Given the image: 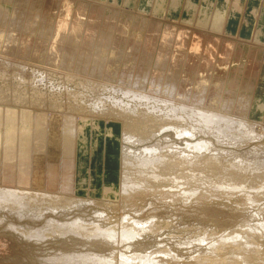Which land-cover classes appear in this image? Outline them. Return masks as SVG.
<instances>
[{"label": "bare ground", "instance_id": "obj_1", "mask_svg": "<svg viewBox=\"0 0 264 264\" xmlns=\"http://www.w3.org/2000/svg\"><path fill=\"white\" fill-rule=\"evenodd\" d=\"M58 1L65 14L79 4L69 34L61 30L69 73L51 96L37 92L39 81L48 86L50 70L37 73L30 99L36 110L58 112L36 116L0 106L2 238L32 253L43 242L59 246L40 264H264V0H124L123 8L121 0ZM5 2L14 8L1 18L0 32L20 45L3 60L11 65L21 52L20 62L31 63L33 35L58 36L56 0H0V10ZM130 6L151 9L149 18L124 16ZM179 15L223 58L231 42H241L237 50L249 58L246 69L235 68L241 81L209 87L227 64L210 55L212 64L200 59L198 74L165 78L168 66L155 47L172 37L168 27ZM122 17L131 18L129 31H144L149 41L136 49L131 68L127 40L113 56ZM214 71L220 74L214 82L201 79ZM219 201L237 206L220 213L222 219L242 222L230 230L186 226L168 212L181 209L185 216L182 210L196 208L190 215L216 218L212 204L228 207Z\"/></svg>", "mask_w": 264, "mask_h": 264}, {"label": "rangeland", "instance_id": "obj_2", "mask_svg": "<svg viewBox=\"0 0 264 264\" xmlns=\"http://www.w3.org/2000/svg\"><path fill=\"white\" fill-rule=\"evenodd\" d=\"M76 1L82 2L83 0H76ZM95 1L96 0H91V3H94ZM103 2L108 3V0L103 1ZM103 2H101V3H103ZM56 3H57L58 7H57L55 15H56V18L59 20V23H58L59 31L57 32L58 36L56 38H54L53 36H51L50 34L45 33V32H44V34H40V35L34 34L33 36L37 37L38 46H37V50L30 57L29 61H31V63L27 62L25 64L24 63L25 61L23 63L20 62V60H23V59H20V58H22V56L20 55L21 52H20V54H18L19 58L13 57L14 59H17V61H15L13 59V62H14L13 64L11 63V65H10L8 63V61H4L6 58L2 57V56L7 57L9 52H10V49H16L20 45V42L17 41L16 39L12 40V41H5V39L3 37V36H5L4 33L0 32V57H1L0 63H2L4 65L3 66L2 64H0V106H1V108H3L2 106L8 107V105H9V107L12 106L15 109L17 108V110L26 109V110H29L31 112L32 111L34 112L36 110V108L39 109L38 106L34 107L32 105L31 100H30L32 98V94H34V95L36 94L34 92L36 90L35 85L34 86L31 85L32 84L31 82H32V80H34L35 75L37 73L43 74L46 71L47 72L49 70L51 71V72L49 71L47 73L49 76V80H50V81H47L49 87L48 86L46 87L44 82L40 83V81L38 82V80H37L38 86H41V88L38 87L39 90L37 92L43 90L40 93H43L46 96V93H47V95H50V94L52 95L53 91H58L59 88H57L56 86L60 85L63 82L62 77L65 74L69 73L68 71H65L64 68L62 67V60H63V56H64V53H63L64 51L60 47V45L64 44V40L67 41V39H68V37L66 39L62 38V33H63L62 31H66L65 33L69 34L68 31H70L69 28L71 27L69 21H71L73 18H75V14H76V11L78 9L77 7L79 6V4L75 3L74 6H71V10L67 14H65L64 13L65 9L62 8V1L56 0ZM124 3H125L124 0L120 1L119 4L121 5L120 6L121 8H123L122 6L124 5ZM2 6H4L5 10H0V13H1L0 14V21H1V18L3 17V15H5V18L7 16L12 15L13 14V8H14L13 5L11 7V4H8L6 2L3 3ZM128 7L124 8L125 12L122 13L123 15L124 14H126V16L136 15V13L138 12V13H141L143 18L148 19L149 15H150L149 13H151V9L147 13H142L139 11L138 7H136V6L135 7L130 6V8H128ZM199 17L200 16L197 17V21H198ZM130 20H131V18L126 19L125 17H122L120 29L119 30L117 29L118 31L115 32V35L118 37L119 42L117 43V45L114 49V52H113V56H115L117 58L120 51H121L120 50V44H124L123 42L125 40H127L130 43V45L128 46V56H130L129 52L132 51L134 54V57H133V62L131 64H127L126 68L134 67V65L137 66V50L136 49L139 47L145 48L147 46V42H149L148 40H147V42L145 40V35H144L145 33L143 34L144 31H139V30L135 31V29L133 30L132 26H131V30L129 31L128 26L130 25L129 24ZM197 21H196V24H197ZM178 26H180V27L184 26V28L186 30H183V31L179 30V28H177ZM196 27L197 26H195V30H198V29H196ZM121 28H123L122 31H121ZM168 30H169L168 33L169 34L171 33L172 37H169L165 46L164 45L159 46V44H158L155 47L159 56H161V57L164 56V59L166 61L164 66H168V68L165 72V78L166 77L170 78L172 76L183 77L184 73L188 74L190 71L191 72L194 71V73H195L196 70H197L196 72L198 74L199 67H200V59H202L203 62H207L208 64H212V61L207 59L208 55H210L212 57V59H214V63H217L218 59H219V61L227 62V64H225V66H226L224 69L225 71L223 72L222 75L218 74L217 71H214V74L211 72L209 74L204 73V72L201 73V75H202L201 79L202 80L204 79V82H206V79L208 81L214 82V79H212L213 77H215L217 75L221 76L220 80L217 84H215L213 86H209V87H218L221 89H225L226 83L232 84L234 78H236L235 79L236 81H238L240 79V74L235 72V68L242 65V68L246 69L245 68L247 66L246 63H247L249 58L245 57L244 54H242L240 56L241 52L237 50V47L238 48L240 47L241 42H237V44H235L236 41L234 43L231 42V44H232L231 52H230V54L228 53V55L224 56V58H223L222 54H220V50H221L220 48L217 49V48L211 46L209 49H207L206 44H205V40L201 41L200 35L199 36L196 34L193 35L192 31L194 30V28L189 27L188 23H183V20L181 19V15H179L175 19H172V24H170V26L168 27ZM189 36H193V37H195V39L193 37H191L189 39ZM249 38H252V37H249ZM219 41H221L220 38H219ZM248 41H249V39H248ZM251 43H252V41H251ZM41 44H44V45H41ZM158 46H159V51H158ZM239 50H240V48H239ZM239 56H240V59H239ZM191 57H194L197 62L196 61L192 62ZM11 59H12V57H11ZM49 59L51 60V63H54V64H43V63H45V61H48ZM161 61L164 62L163 59H161ZM130 62H131V59H129L128 63H130ZM17 64H18V66L24 64L27 67L21 68L19 66V68H18ZM34 65H36V66H34ZM119 65H120L119 62L117 64H113V66H114L113 67L114 70L112 72L113 73V81H115V79H116L117 73L115 71L118 70L117 68H119ZM5 66H7V67H5ZM11 66H13V67H11ZM139 66L143 67V65H141V64ZM33 68H34V71H32ZM19 69H20V71H19ZM3 70H5V71L3 72ZM7 70H9V71H7ZM43 70H45V71H43ZM222 71L223 70H220V72H222ZM13 72H15V73H13ZM16 72H18V73H16ZM49 73H51V74H49ZM16 75H18V76L16 77ZM185 77H186V79L188 78V80L190 82L192 81L191 79L194 78L193 76H190V75L189 76L186 75ZM15 78H17V79H15ZM241 80H239V81H241ZM20 81H22V82H20ZM25 82H28V83H25ZM23 84H25V85H23ZM72 85L75 86L74 83ZM197 88L203 89V86L201 84H199L197 86ZM239 88H240V86L238 88H236L235 90H237ZM47 89H50L49 94H48ZM12 92H14V93L16 92L17 95H16V93L13 94ZM32 92H34V93H32ZM12 95H13V97H12ZM25 95L28 96L29 100L27 99V97H25ZM7 97H9L10 99ZM21 98H23V99H21ZM24 98H26V99H24ZM12 99H15V101L14 100L12 101ZM64 99L65 98H60V101L62 102V101H64ZM50 100H51V98H50ZM23 101L26 102L27 105L26 104L24 105ZM14 102H17V104ZM50 102L55 103L54 100H52ZM15 105H16V107H15ZM63 106L64 105H62V107ZM40 111H43V110H36L34 112V113H36V116H37V112H40ZM43 112H49L48 116H53L55 114H52V113H56L58 111H56V110H48V111L45 110ZM182 142H184V141H179V144ZM90 148H92V146H90ZM219 202L220 203H226L228 205V207L226 205H219L218 203L212 204L210 209L218 210V216L216 218H207V217H204L203 215H201V217H197L195 215H190V213L188 211H196L197 210L196 208H187L186 210H182V211H185L184 212L185 216L181 215V209H176L175 212H171L169 210L168 212L170 213V217H173L174 220L183 218L184 219V225H186V226L192 225V224H204V225L213 224V226H215L219 230L225 229V228H226V230H228V229L230 230V228L233 227L235 224H237V223L240 224L242 222L243 218L241 216H239L238 218H236L234 220H232L230 218L222 219V217L220 216V213L225 212L226 214L230 215L231 211H232V209L230 207L233 206L234 208H236L237 206L232 205L231 203L228 204L226 201H219ZM93 213L94 212L92 211L91 214H93ZM0 233L2 234V231ZM3 238H2V236L0 237V264H2V263L3 264H9V263L10 264H20V263L31 264L32 262L33 263L36 262V263L40 264L41 261L44 259L43 256L50 254V253H55L56 250L59 249V246H53V245L51 246L49 243L43 242L41 249H40V247H37V249H40V250H33V253H34L33 254L32 252H29V250H26V249L23 250V247L20 248V246H17L16 244L12 243L10 239H8V238L3 239ZM25 251L28 253H26ZM58 253H60V251H58ZM25 254H26V256H24ZM28 254H30L31 257ZM31 258H33V259H31ZM29 261H32V262L30 263ZM36 263H34V264H36Z\"/></svg>", "mask_w": 264, "mask_h": 264}, {"label": "crops", "instance_id": "obj_3", "mask_svg": "<svg viewBox=\"0 0 264 264\" xmlns=\"http://www.w3.org/2000/svg\"><path fill=\"white\" fill-rule=\"evenodd\" d=\"M241 23H243V17L241 16L240 18V21H238V28H239V25H241ZM252 36V34L250 35V37Z\"/></svg>", "mask_w": 264, "mask_h": 264}, {"label": "built area", "instance_id": "obj_4", "mask_svg": "<svg viewBox=\"0 0 264 264\" xmlns=\"http://www.w3.org/2000/svg\"><path fill=\"white\" fill-rule=\"evenodd\" d=\"M264 58V57H263Z\"/></svg>", "mask_w": 264, "mask_h": 264}]
</instances>
